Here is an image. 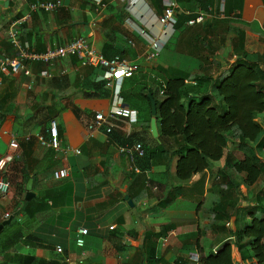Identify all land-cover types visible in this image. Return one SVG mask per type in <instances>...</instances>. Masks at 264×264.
<instances>
[{"label": "crops", "instance_id": "0c3cea01", "mask_svg": "<svg viewBox=\"0 0 264 264\" xmlns=\"http://www.w3.org/2000/svg\"><path fill=\"white\" fill-rule=\"evenodd\" d=\"M35 1H60L62 6L51 13H31L16 26L19 42L42 53L84 37L107 59L118 56L137 63L139 70L118 86L138 121L127 137L120 122L109 135L87 129L94 114L108 110L112 95L97 79L102 70L76 57L58 61L52 79L39 77L46 68L39 62H30L28 76L0 72V125L18 143L6 168L9 192L0 195V225L11 218L0 230V264H200V255L233 241V232L249 222L247 209L255 205L248 193L260 184L232 191L240 208L233 214L225 198L230 182L221 176L224 158L188 181H178L176 157L168 162L165 153L150 158L148 150L159 141L147 127L151 117L140 93L158 95L164 77L174 75L186 76L189 96L209 93L236 61H257L264 51V0H176L182 10L177 22L186 19L175 25L159 58L151 62L143 60L146 41L136 29L153 37L160 34L150 16L162 14V0H143L147 10L136 16L128 14L122 0H0V58L17 56L8 30ZM202 13L203 21L194 23ZM52 119L62 146L79 149V155L37 143L35 135L47 136ZM7 140L0 132V155L8 152ZM164 142L176 146L172 139ZM137 143L142 157L118 151ZM61 169L69 176L54 180L53 172ZM29 180L33 197L26 201ZM220 202L225 213L216 215L213 209ZM80 227L88 230L83 248L74 243ZM231 264H241L238 253L231 255Z\"/></svg>", "mask_w": 264, "mask_h": 264}, {"label": "trees", "instance_id": "16d2710c", "mask_svg": "<svg viewBox=\"0 0 264 264\" xmlns=\"http://www.w3.org/2000/svg\"><path fill=\"white\" fill-rule=\"evenodd\" d=\"M257 59L236 61L209 93L189 96L185 90L187 78L182 75L165 76L162 95L148 91L156 102L159 125V143L148 150L151 159L156 160L160 153L166 154L167 162L176 157L174 175L184 182L224 158L221 176L230 182L225 198H229L233 214L240 208L232 191L239 185L249 190L260 184L247 196L255 202L246 211L249 222L233 232V241L225 240L217 250L200 255V264H231L233 253L239 254L241 264H264V158L260 157L264 155V69L259 66L264 65V51ZM140 97L147 104L150 119L149 99L144 92ZM166 139L174 140L176 146L166 145ZM224 207L220 202L213 211L216 215L225 213Z\"/></svg>", "mask_w": 264, "mask_h": 264}, {"label": "built area", "instance_id": "2783aa9c", "mask_svg": "<svg viewBox=\"0 0 264 264\" xmlns=\"http://www.w3.org/2000/svg\"><path fill=\"white\" fill-rule=\"evenodd\" d=\"M96 4H101L103 0H91ZM125 3V9L128 14L136 16L140 11H146L147 7L143 0H122ZM60 1H35L29 5V12L22 19L15 21L8 30V39L10 44L17 50V56L14 58H0V72L1 73H14L19 72L25 76L30 74V62H39L45 65V69L39 72V77L43 79H52L54 74V68L56 63L60 60H64L69 57L78 58L84 65H88L91 68L101 69L102 73L98 76V80L104 83V87L111 91L112 103L106 112H97L94 114L93 121L88 125V130L97 131L104 130L106 135H109L117 128L116 122L124 124L120 129L127 137L130 134L131 127L137 123V112L123 103V99L120 96L119 84L125 78H130L139 70V65L135 62H128L121 59L118 56L107 59L100 52H98L86 38L81 37L66 43L62 46H58L52 49H46L42 53H34L30 51V47L27 43H20L18 40V26L21 22L27 21L31 13L43 12L51 13L61 7ZM162 14L159 17L150 16L153 22L157 23L161 27L160 34L157 37L148 35L144 30L137 28L138 35L146 41V51L142 55L143 60L151 62L159 58L161 51L165 44L170 40L175 31V25L177 23V15L182 12L179 4L176 0H162ZM204 19V14H200L193 22L200 23ZM264 27V19H263ZM63 75L64 71L58 72ZM163 85L160 94H163ZM0 132L7 137L8 152L0 155V195L5 196L10 189V183L6 175V168L8 163L13 160V153L18 149V143L13 134L1 128ZM47 136L43 134H36L35 138L37 143L46 148L51 149L54 152L72 153L79 155L80 150L74 149L71 146H62L61 140L58 137V128L56 120L49 121ZM120 154L128 155L129 157L143 156V149L140 143L134 145H128L119 147ZM69 176L67 169H61L54 171L52 178L54 180L66 179ZM8 214L4 218H8ZM110 230L113 227L109 228ZM88 235V230L84 227H80L76 231L74 243L78 248H83L85 238ZM57 253H62L60 247H56ZM85 254L82 252L81 257Z\"/></svg>", "mask_w": 264, "mask_h": 264}, {"label": "water", "instance_id": "95a60500", "mask_svg": "<svg viewBox=\"0 0 264 264\" xmlns=\"http://www.w3.org/2000/svg\"><path fill=\"white\" fill-rule=\"evenodd\" d=\"M147 97H148L149 102H150V113H151V119L149 122L150 133H151L153 138H158V129H157V124H156V114H157L156 102L152 98L151 94H148ZM31 188H32V180H29L27 185H26V196H25L26 201H29L33 197V194L31 192ZM129 205L131 206V202H129ZM10 221H11V218L8 219L7 221L3 222L0 225V230L5 225L9 224Z\"/></svg>", "mask_w": 264, "mask_h": 264}]
</instances>
